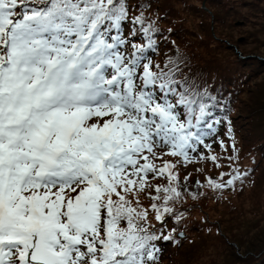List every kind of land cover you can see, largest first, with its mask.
<instances>
[{
    "label": "snow or ice",
    "instance_id": "6c2138e0",
    "mask_svg": "<svg viewBox=\"0 0 264 264\" xmlns=\"http://www.w3.org/2000/svg\"><path fill=\"white\" fill-rule=\"evenodd\" d=\"M150 7L0 0V264H158L189 198L253 182L230 101L179 47L154 59L172 29ZM205 160L228 171L192 190L176 166Z\"/></svg>",
    "mask_w": 264,
    "mask_h": 264
},
{
    "label": "trees",
    "instance_id": "16d2710c",
    "mask_svg": "<svg viewBox=\"0 0 264 264\" xmlns=\"http://www.w3.org/2000/svg\"><path fill=\"white\" fill-rule=\"evenodd\" d=\"M151 4L146 15L155 18L159 15V26L172 29L171 33L165 31L166 40H158L160 44L159 55L154 59L163 60L165 55H174L179 47L187 60L184 68L186 75H195V78L205 84L210 92L221 99L230 101L232 112L230 118L233 127L242 137L245 153L241 150L240 156H248L253 162L252 188L264 181V84L257 80L250 84L252 75L258 76L264 72V0H131ZM205 2L206 8L202 7ZM242 23L238 24L237 21ZM190 23L194 24L193 28ZM201 32H198V29ZM237 31L241 33L237 35ZM213 32L218 45L213 46ZM227 36V38H225ZM243 37V38H241ZM208 39L212 42L207 44ZM175 41L173 45L171 41ZM225 51L221 56L233 60H225L217 52ZM250 70V74L248 72ZM246 98L242 99V94ZM207 155V153H206ZM170 157V156H169ZM172 158V161L177 158ZM201 166L194 168L193 173L187 174L177 164L181 181L185 176L191 180L197 178L203 181L205 177H213V163L211 161L199 162ZM226 166V165H225ZM193 167L188 164L185 168ZM197 169H202L197 171ZM219 175L215 176L218 177ZM160 181H153V183ZM189 183V182H188ZM197 187V186H196ZM191 188V187H190ZM195 190L196 188H191ZM203 195L198 200L189 198L182 208H188L185 220L178 231H185L187 236L179 244L162 243V255L168 252V264H198L203 251L213 238V243L224 253L222 264H264V230L256 235L254 231L264 226V212L260 221L251 220L245 224L241 221L245 215L236 212V207L228 208L229 217L233 224L229 229L215 225L213 215L212 190L202 188ZM215 199L217 195H214ZM144 198L142 197V203ZM148 201L145 199V205ZM214 208V209H213ZM258 210L252 211L259 216ZM236 221V223H234ZM172 222L169 221V227ZM211 228V231L208 229ZM215 230V231H213ZM261 230V229H260ZM205 238L200 239L199 234ZM214 236V237H213ZM208 238V240L206 239ZM217 242V243H216ZM169 249V250H170ZM163 258H159L158 264Z\"/></svg>",
    "mask_w": 264,
    "mask_h": 264
},
{
    "label": "rangeland",
    "instance_id": "374dc122",
    "mask_svg": "<svg viewBox=\"0 0 264 264\" xmlns=\"http://www.w3.org/2000/svg\"><path fill=\"white\" fill-rule=\"evenodd\" d=\"M193 2H199L200 0H191ZM202 7L206 8L205 6V2L202 3ZM236 23L240 24L242 23L241 20L237 21ZM190 25L195 28L194 24L190 23ZM198 32H201V29H198ZM241 33H239L237 31V35L234 34L235 37L240 36ZM216 38V34L213 32V46L218 45V42L215 41ZM225 38H227V36H225ZM243 38V37H241ZM212 42H210V40L208 39L207 44L210 45ZM225 51L220 50L218 53V55H220V57L224 58V56H221V53L224 54ZM264 52V51H263ZM225 60H233L234 56H231L229 58H224ZM248 75L250 74V70L247 69ZM251 76V74H250ZM264 77V72L259 73L258 76H254L252 75L250 78V84H254L256 83L257 80H263ZM259 88H264V84L261 85V87ZM246 93L244 92L242 94V99L246 98ZM225 138L226 142H227V138ZM236 143H237V147L240 149V153L241 150L245 153V149L243 146V141H242V137L237 133V138H236ZM214 151L217 154H221V149L219 147H216L214 145ZM229 155L231 154V151L229 150ZM176 158V157H174ZM166 159L171 160L172 158L170 157H166ZM179 159V158H177ZM162 161H157V164L161 163ZM222 165H226L227 162L226 161H221ZM241 164L242 166H246L248 168L251 169V167H253V162H251V160L248 158V156H243L241 157ZM191 168H187V169H183L185 168L184 166H180L182 168V170L184 171L183 173L187 172V174L193 173L194 168L201 166L200 163H192ZM221 171H228L227 167H221V168H217L215 167V165L213 164V177L219 175V173ZM191 179L193 177H190ZM189 182V185L191 188H197L196 186V181L198 180L197 178L191 180ZM252 183H248L246 184V186L244 187L243 191H236V192H231V191H226L224 194V198L223 199H215L214 195L217 194H213V207L215 208V211L213 210V215H215V225H221L223 228H227L229 229L228 225H232L233 224V219L230 218L232 217L230 215L229 217V212H228V208L229 207H236V212L241 213L244 216V218L241 219V221H243V224H245V220L247 221V223H249V221L251 220H255L258 221L260 219V216L263 215L264 212V181H261L258 183V185H256L255 187L252 188ZM207 188V187H206ZM217 197V196H216ZM143 203L145 204V199L143 200ZM213 208V209H214ZM258 210L260 212H257L259 214V216L257 215H253V213H250L252 211ZM260 221V220H259ZM234 223H236V221H234ZM261 229V230H260ZM264 230V226L258 228L257 230H255L254 232L257 233L256 235L260 234V231ZM215 231V230H213ZM184 233H186L184 231ZM187 236V234H186ZM214 237V236H213ZM199 238L203 239L205 238L204 234H199ZM184 239V238H181ZM180 239V240H181ZM208 240V238H206ZM209 243L207 245V247L205 248V250L203 251V255L202 258H200L199 263L198 264H222L223 263V255L224 253L221 251V248H218L216 246L215 243H213V238L210 237L209 241L207 242ZM217 243V242H216ZM170 248L168 247V252H170L172 250V248L169 250ZM168 252L164 255H162V253L160 254V258H163V260L161 261L160 264H168Z\"/></svg>",
    "mask_w": 264,
    "mask_h": 264
}]
</instances>
